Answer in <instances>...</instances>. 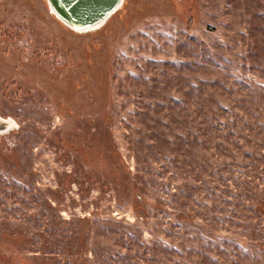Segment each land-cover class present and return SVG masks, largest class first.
Listing matches in <instances>:
<instances>
[{"label":"rangeland","instance_id":"rangeland-1","mask_svg":"<svg viewBox=\"0 0 264 264\" xmlns=\"http://www.w3.org/2000/svg\"><path fill=\"white\" fill-rule=\"evenodd\" d=\"M0 119V264H264V0H0Z\"/></svg>","mask_w":264,"mask_h":264},{"label":"water","instance_id":"water-1","mask_svg":"<svg viewBox=\"0 0 264 264\" xmlns=\"http://www.w3.org/2000/svg\"><path fill=\"white\" fill-rule=\"evenodd\" d=\"M44 1L55 19L64 27L77 34L99 30L123 4V0ZM6 129L5 122L0 120V131Z\"/></svg>","mask_w":264,"mask_h":264},{"label":"bare ground","instance_id":"bare-ground-1","mask_svg":"<svg viewBox=\"0 0 264 264\" xmlns=\"http://www.w3.org/2000/svg\"><path fill=\"white\" fill-rule=\"evenodd\" d=\"M1 120V119H0ZM3 122H5V124H6V126H7V129H8V126H9V124H10V121L9 120H2ZM4 131V130H3Z\"/></svg>","mask_w":264,"mask_h":264}]
</instances>
